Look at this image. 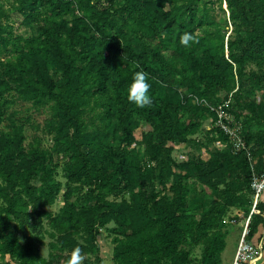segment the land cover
Wrapping results in <instances>:
<instances>
[{
  "label": "trees",
  "instance_id": "trees-1",
  "mask_svg": "<svg viewBox=\"0 0 264 264\" xmlns=\"http://www.w3.org/2000/svg\"><path fill=\"white\" fill-rule=\"evenodd\" d=\"M14 15L35 35L17 33ZM141 70L152 86L145 109L127 99ZM182 91L229 101L251 159L232 153L215 127L193 138L210 114ZM17 103L46 112L40 129L52 145L26 148L21 126L0 132V262L68 264L77 247L83 264L101 262L97 236L106 230L115 264H221L231 209L248 214L247 241L264 227L252 187L264 174V0H0V125ZM215 143L226 148L202 159L200 147ZM177 144L190 149L187 162L173 158ZM54 155L65 190L53 216L46 208L62 190ZM191 185L217 202L190 204ZM44 219L54 238L48 258ZM10 231L28 235L21 243Z\"/></svg>",
  "mask_w": 264,
  "mask_h": 264
},
{
  "label": "rangeland",
  "instance_id": "rangeland-1",
  "mask_svg": "<svg viewBox=\"0 0 264 264\" xmlns=\"http://www.w3.org/2000/svg\"><path fill=\"white\" fill-rule=\"evenodd\" d=\"M216 1V0H213ZM4 7L7 5H10L12 0H3ZM12 18V17H11ZM14 21L12 20V23L14 24L15 31L17 33L26 31L27 33H31L35 35V29L30 27H25L20 25L18 22L20 19L18 16H13ZM230 29L228 34H230ZM258 100H261L263 94L258 93ZM29 104L25 103H17L13 104L8 108L7 113L4 116V120L2 124L0 125V132L3 134H6L7 132H10L12 127L14 126H21L24 132V135L26 137L24 146L27 148L31 142H33L35 139H40V143L42 147L49 148L52 145L51 137L44 135L40 129L41 124H43L45 118L47 117V114L45 111L36 112L33 110H29ZM214 127V123L212 122V119L208 117L207 121L204 123L202 130L199 131L193 138L195 139H202L206 132ZM142 128L137 132V135H140ZM226 146L222 143H215V144H207L205 146L200 147L199 153L204 160H208L210 158V154L224 150ZM190 149L187 148V146L184 145H176V149L173 153V158L177 162H187L188 160V153ZM54 161L58 162L60 167L57 172L56 179L61 183L62 190L59 194L55 204L53 206L47 207L46 210L51 215H56L60 212L64 200H63V194L65 190V180L62 178V170H61V164H62V158L61 156L54 155L53 156ZM255 164V163H254ZM255 166V165H254ZM236 177V176H234ZM254 178L258 179L260 176L254 175ZM226 181L232 184L234 186H238L241 184V179H236L231 182V178H226ZM191 194L188 197V201L190 204H195L198 201V204H202L203 206H211L213 202H217L215 200V195L213 192L203 185H197L195 187L196 191H193L194 187L191 185ZM200 192H203L201 198L196 197L195 195L199 194ZM262 194V193H261ZM212 196V200H211ZM255 200V197H254ZM252 211V208H251ZM255 212H257L255 210ZM248 218V214H246V211H244L241 208H233L231 209L228 214L224 217V228H222L221 232H227L226 237L224 239V250L222 251L221 255V264H232L234 259V254L237 248V245L243 235V231L245 228V223ZM109 228L112 227V224L108 226ZM48 226H46V219H44V227H43V234H44V242L45 246L40 249V255L44 258H48L50 256V243L54 241V238H52L48 233H46ZM12 235H15L19 242L23 243L25 241L26 236L28 235V232L21 233L16 231H10ZM9 232V233H10ZM112 235L108 233L106 230H100V234L97 236V243H98V252L97 255L101 259V262H95L93 264H115L113 263L112 259V251H113V244H112ZM197 245L194 246V257L197 262L201 261L203 257V251H204V244L203 240L199 241ZM0 264H14L8 256H6L4 259L1 260Z\"/></svg>",
  "mask_w": 264,
  "mask_h": 264
},
{
  "label": "built area",
  "instance_id": "built-area-1",
  "mask_svg": "<svg viewBox=\"0 0 264 264\" xmlns=\"http://www.w3.org/2000/svg\"><path fill=\"white\" fill-rule=\"evenodd\" d=\"M181 93H183V98H185V100L189 99L194 105L204 107L209 111V118L212 119L214 127L222 131L227 136L232 153L244 151L248 156V159H251L249 146L245 144L243 138L242 125L240 122H237L233 115L227 110L229 101H226L223 104L213 105L206 99L195 96L194 94L187 93L186 91H182ZM252 187L255 191V205L259 195L264 190V174L258 179L253 178ZM254 205L251 212L255 211ZM248 222L249 216L245 223L243 235L237 245L232 264H254V262L261 257V252L263 250L262 242L252 243L245 239V236L248 233Z\"/></svg>",
  "mask_w": 264,
  "mask_h": 264
},
{
  "label": "clouds",
  "instance_id": "clouds-1",
  "mask_svg": "<svg viewBox=\"0 0 264 264\" xmlns=\"http://www.w3.org/2000/svg\"><path fill=\"white\" fill-rule=\"evenodd\" d=\"M193 41L194 37L187 32L180 37V44L184 47L190 46ZM151 87L148 73L142 70L136 71L127 87V99L129 103L140 109L151 107L153 105ZM83 259L84 257L81 255V249L77 247L72 250L68 259V264H83Z\"/></svg>",
  "mask_w": 264,
  "mask_h": 264
},
{
  "label": "crops",
  "instance_id": "crops-1",
  "mask_svg": "<svg viewBox=\"0 0 264 264\" xmlns=\"http://www.w3.org/2000/svg\"><path fill=\"white\" fill-rule=\"evenodd\" d=\"M260 202L264 204V190L259 198ZM264 215V214H263ZM252 243H261L263 244V250L261 252V257L254 262V264H264V227L262 225L258 226L257 232L254 234L252 239L250 240Z\"/></svg>",
  "mask_w": 264,
  "mask_h": 264
}]
</instances>
